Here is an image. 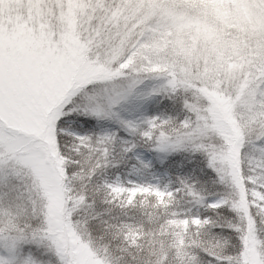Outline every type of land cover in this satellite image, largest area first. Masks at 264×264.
Instances as JSON below:
<instances>
[{
    "label": "snow or ice",
    "instance_id": "obj_1",
    "mask_svg": "<svg viewBox=\"0 0 264 264\" xmlns=\"http://www.w3.org/2000/svg\"><path fill=\"white\" fill-rule=\"evenodd\" d=\"M0 264H264V0H0Z\"/></svg>",
    "mask_w": 264,
    "mask_h": 264
}]
</instances>
